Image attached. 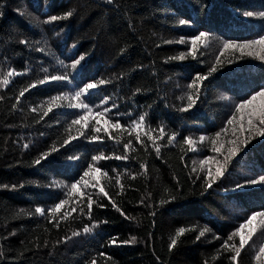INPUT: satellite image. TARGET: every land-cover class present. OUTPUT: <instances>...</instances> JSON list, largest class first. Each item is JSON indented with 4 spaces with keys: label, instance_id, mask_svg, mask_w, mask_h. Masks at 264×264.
<instances>
[{
    "label": "trees",
    "instance_id": "1",
    "mask_svg": "<svg viewBox=\"0 0 264 264\" xmlns=\"http://www.w3.org/2000/svg\"><path fill=\"white\" fill-rule=\"evenodd\" d=\"M68 11L73 15L67 19L44 22ZM249 12L253 15H245ZM261 13L264 0H0V81L10 70L18 73L0 84V264H91L93 259L97 264H232V253L221 246L248 216L264 211V182L249 183L264 177V136L248 130L251 139L235 145L240 151L211 188L205 179L209 165L202 170L199 162L214 157V172L215 161L228 155L221 147L228 130L225 105L264 89V60L231 49L221 53L225 41L264 36ZM200 32L209 34L206 43L195 57L187 55L191 38ZM181 54L185 59H175ZM76 60L80 64L69 67ZM213 66L217 70L210 73ZM65 72L67 80L20 96L46 75ZM198 75L207 78L198 81V90L189 88ZM100 79L109 83L81 101L93 111L109 109L107 118L125 129L112 130L115 139L91 128L80 136L72 121L86 109L68 107L76 101H60L44 115L53 97H71ZM188 95L196 100L191 108ZM141 116L142 144L129 131ZM161 129L157 153L145 133L157 137ZM217 133L216 146L225 152L212 151ZM172 134L176 138L169 143ZM70 135L78 138L64 145ZM92 135L101 140L92 141ZM202 136L208 139L201 142ZM186 137L196 142V150H189ZM53 147L57 151L51 152ZM46 152L47 159L34 163ZM124 155L128 159H115ZM94 156L109 158L94 162ZM92 163L108 174L101 183L111 199L98 196L97 189H82L97 201L89 214L87 197L69 196L68 188ZM61 200L68 203L51 216L48 210ZM37 207L45 214L36 213ZM65 211L71 215L60 219ZM85 226L92 231L85 233ZM181 227L192 231L170 248ZM205 228L209 231L197 240ZM133 237L135 243H120ZM113 239L118 243L111 244ZM230 243L238 245L239 237ZM261 245L264 228L242 250L238 264H264L255 259Z\"/></svg>",
    "mask_w": 264,
    "mask_h": 264
},
{
    "label": "snow or ice",
    "instance_id": "2",
    "mask_svg": "<svg viewBox=\"0 0 264 264\" xmlns=\"http://www.w3.org/2000/svg\"><path fill=\"white\" fill-rule=\"evenodd\" d=\"M109 2H112V0H109ZM73 12L68 11L62 15L59 16H50L45 23H51L59 20L67 19L68 17L72 16ZM247 16L253 15L251 12L245 13ZM260 15L264 16V13H261ZM180 24H185L186 21L180 20ZM209 34L206 32H200L198 35L191 38V47L188 50L187 55L195 57L197 54V48L200 45H203L206 43L207 38ZM184 42V41H181ZM20 43L24 44L27 43V41H20ZM233 50L234 52H239L241 56H255L256 58L260 60H264V36L259 37L256 40L251 41H244V42H235V41H225L223 44V47L221 49V53L226 52L228 50ZM123 51V50H122ZM83 57H81V60ZM175 59L183 60L185 59V54H181L178 57H175ZM217 65L220 64V57H217L216 61ZM80 64V60L74 61L69 67L75 69L77 65ZM217 70L216 66H213L210 69L211 72H215ZM18 75L17 72L14 70H10L7 72V74L4 76L3 80L0 81V84L7 85L9 83V78L12 76ZM69 73L65 72L64 75H46L44 79L37 80L35 83L30 84L27 88L23 89V91L20 92V96H23L29 89L35 88L39 85H43L45 83L51 82V81H62L67 80L69 78ZM207 77L205 76H197L196 80H194L192 83L188 85L189 88H197L198 90V81L205 80ZM109 83V81H106L104 79H100L99 81H92L84 84L82 88H80L78 91L74 93L71 97L66 95L56 96L53 97L47 105L46 110L44 111V115H48L49 112H51L54 108H57L60 106V101H76V103H69L68 107L72 108H83L86 109L84 115L80 116L78 119L72 121V125H79V135L84 136V130L91 128L94 133H100L104 132L108 134V139H115V137L111 134L112 130H119L124 131L125 129L121 126L119 121L113 122L109 118H107L106 113L109 111V109L104 108L103 111H93L92 108L88 107L87 104H84L81 101V96L87 93H90L91 90L97 89L101 85H105ZM188 108H191L193 104L196 102V100L193 98L192 95H188ZM19 99V97H17ZM257 100L260 101L259 104L255 103ZM186 110V109H185ZM32 111H37L36 108H33ZM236 111L238 113H241V120L244 119L245 115L247 116V125L249 131H255L256 135L264 136V127H257V124L255 122L258 121V124L261 126H264V89H261L260 91L256 92L249 100L242 102L241 104L237 105ZM144 116H141L138 121H133L132 127L129 130L130 134L135 133V139L138 143H143V140L141 139L140 132L144 129ZM236 120V117L233 116L232 119L228 121L229 124H233ZM90 121H94V124H90ZM222 131H226L222 130ZM240 131H244L243 125H241ZM145 135L148 136V139L152 141L155 151L159 153L160 151V145L156 143V140L163 136V129L160 130V136L153 137L150 133L146 132ZM221 133L216 134V138L211 140V143L213 145L212 151L216 153L221 152V147H217V143L219 140ZM76 136H69L68 139L64 140V145L69 144L72 140L77 139ZM175 134L169 135L167 137V140L169 143H172L175 140ZM92 141H99L101 140V137L99 135H92L90 137ZM205 139H208L206 137H200V141L203 142ZM251 139V136H248L246 139L239 141L240 145H246L248 141ZM184 143L188 145L190 151H194L195 149V141L191 138L186 137L184 139ZM229 144H236V141H229ZM132 144V141L129 140L127 143L123 145L125 151L130 150V146ZM27 147V145H25ZM57 149L53 147L51 149V152H55ZM240 151L239 146L235 147H229L228 148V155L224 157L223 162L215 161L216 168L213 172L211 168V163L214 161V157H207L204 160H201L199 162L200 168L203 170L206 165H209L207 172H206V188H211L216 180H218L220 177H222L225 174V169L227 167V164L232 160L233 157L237 155V153ZM50 155V153L46 152L41 155L39 159L34 161V163L39 164L42 160L47 159V157ZM109 157L106 156H94L92 159L93 161L101 160V159H108ZM72 159H76V157H73ZM115 159H128L126 155L124 156H117ZM143 168L144 165H141ZM193 171H197L196 168H193ZM108 174L106 172H103L101 168L96 167L94 163L89 164L88 169L83 173V176L79 181H76L72 183L68 188L69 196H78L81 201H83L84 197H87V203L86 208L88 213L90 214L93 206L97 203L96 200L92 198V195L83 191L82 189H86L88 187H91L93 189H97V195L103 196L111 199L109 196V193L105 190V187L101 183L102 179L107 178ZM87 177H91V181L89 179H86ZM258 182H264V177H260L259 181L253 180L249 183L255 184ZM116 184H120L119 177L116 178ZM55 187H60L59 184L54 185ZM15 187V186H13ZM121 185V189H122ZM237 187H241V185H237ZM68 203L66 200H61L55 206L48 210L49 214L53 217H55L58 213L61 212V210L64 208L65 204ZM113 207H117L115 202H112ZM99 207H104L103 204H100ZM77 209L75 206L72 207L71 211L75 212ZM84 209H81L83 211ZM119 211V209H117ZM35 212L44 215L45 210L37 207L35 209ZM123 215V213H121ZM71 215V212L65 211L63 215L60 217V219H67ZM259 228H264V211L254 212L248 218L239 225V227L234 230L233 233H231L227 240H225L224 244L221 246L222 249L227 250L232 253L230 256V260L232 264H238V258L241 255L242 250L245 248L246 245H248L249 241L253 238V236L257 233ZM83 231L85 233L91 232L92 228L85 226L83 228ZM192 231L190 228H179L175 235L172 237L170 241V248H174L179 238L182 237L186 232ZM209 229H202L199 231V234L196 236V239L199 240L201 237H204L206 232H208ZM79 233L73 232L72 235L76 236ZM234 237H239V244L230 243ZM111 244L115 245L118 243L116 239H113L110 241ZM120 243L124 244H132L135 243V237L131 238L130 240L123 241ZM103 255V254H101ZM255 259L257 262L264 259V245H261L259 247V251L256 253ZM91 264H97L96 260L93 259L91 261Z\"/></svg>",
    "mask_w": 264,
    "mask_h": 264
},
{
    "label": "rangeland",
    "instance_id": "3",
    "mask_svg": "<svg viewBox=\"0 0 264 264\" xmlns=\"http://www.w3.org/2000/svg\"><path fill=\"white\" fill-rule=\"evenodd\" d=\"M241 103H238L237 101H230L229 104L225 105L229 109V113L225 115V121L227 120L226 126H228V130L226 134L221 137V140H223V147L225 149H228L229 147H235L239 141L246 139L249 135L246 133L249 130L247 125V116L245 115L244 119L241 120V113L236 111L237 105ZM255 103L259 104L260 101L257 100ZM233 116L236 117V120L233 124H229L228 121L232 119ZM241 125H243L244 131H240ZM229 141H236L237 143L229 144ZM225 149L221 151L225 152Z\"/></svg>",
    "mask_w": 264,
    "mask_h": 264
}]
</instances>
